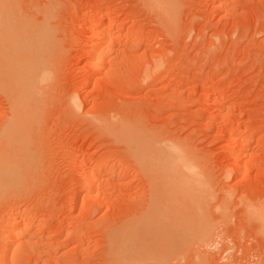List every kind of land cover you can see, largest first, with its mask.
Segmentation results:
<instances>
[{
	"label": "rangeland",
	"instance_id": "obj_1",
	"mask_svg": "<svg viewBox=\"0 0 264 264\" xmlns=\"http://www.w3.org/2000/svg\"><path fill=\"white\" fill-rule=\"evenodd\" d=\"M162 2L0 0L48 73L0 264H264V0Z\"/></svg>",
	"mask_w": 264,
	"mask_h": 264
},
{
	"label": "bare ground",
	"instance_id": "obj_2",
	"mask_svg": "<svg viewBox=\"0 0 264 264\" xmlns=\"http://www.w3.org/2000/svg\"><path fill=\"white\" fill-rule=\"evenodd\" d=\"M153 1V5L158 7V9L161 7H163L161 10L165 9L162 1L166 0ZM166 10L167 9L163 11ZM0 12V14L3 15V11L1 10ZM2 15H0L1 22L4 21L2 20L4 18ZM165 15L170 17L167 13ZM6 27L7 30L10 28L7 20L4 22L2 29H6ZM7 30L6 32H8ZM1 31H3L2 33H5L4 30ZM34 33L35 32L28 34V40H26L20 33L15 36L12 34V38H4L6 40H4L5 43L0 45V87L7 96L11 112V115L9 114L10 119L5 124L0 134V192L7 188L9 183L18 182L20 179V164L32 160L36 152L33 135L40 119L41 94L46 88V74L48 75V73H45V65L47 66V64L43 63L40 57L31 56L32 51L38 49L41 50L46 44L44 39L42 40L41 38L40 40L38 35H35ZM6 35L8 36V34ZM1 37L3 38V36ZM103 42L104 41L101 42L98 39L96 41V47L92 53L97 57L96 61H98V69H101L104 64V58L101 59V54L105 50V43ZM125 125L127 126V124ZM124 132H126V129ZM130 138L133 143L134 139H132V137H129L128 142L126 143L131 146ZM229 138V141L231 140L233 142L235 140V137L233 138L230 136ZM171 156L181 163L182 167L189 173V175H192V170L186 165V160L182 156L178 155L177 152L171 153ZM114 172V168L106 170V174L108 175L113 174ZM93 180V177H91L88 181V185H90ZM27 224H21L22 226L18 225L11 230L10 239L3 243L4 251L6 250L7 245L10 243L13 244V240L20 237V232L23 228H30ZM17 241L18 240H16V242Z\"/></svg>",
	"mask_w": 264,
	"mask_h": 264
}]
</instances>
